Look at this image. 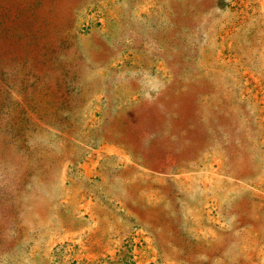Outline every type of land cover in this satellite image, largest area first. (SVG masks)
<instances>
[{"label": "rangeland", "instance_id": "rangeland-1", "mask_svg": "<svg viewBox=\"0 0 264 264\" xmlns=\"http://www.w3.org/2000/svg\"><path fill=\"white\" fill-rule=\"evenodd\" d=\"M199 3L0 0V264H264V0Z\"/></svg>", "mask_w": 264, "mask_h": 264}, {"label": "trees", "instance_id": "trees-1", "mask_svg": "<svg viewBox=\"0 0 264 264\" xmlns=\"http://www.w3.org/2000/svg\"><path fill=\"white\" fill-rule=\"evenodd\" d=\"M205 1L206 0H201V4L199 3V6L201 7H203V4L205 3ZM201 8H198V6L197 7H195L192 11H189V12H186L185 13V15L186 16H183L184 17V19L185 20H187V21H189L190 23L193 21V19H192V17H193V15H196V13H199L201 10H200ZM203 9V8H202ZM205 9V8H204ZM188 11V10H187ZM203 11V10H202ZM214 10H213V8H212V6L210 5L208 8H206L205 10H204V12H206V13H208V12H213ZM213 17H214V15H213ZM197 20V19H196ZM199 20V19H198ZM197 20V21H198ZM212 20V18L210 19V21ZM194 22V21H193ZM195 24V22L194 23H192L191 25L193 26ZM185 25H188V28H190L191 26L189 25V23L188 24H185ZM196 26H197V24H196Z\"/></svg>", "mask_w": 264, "mask_h": 264}]
</instances>
